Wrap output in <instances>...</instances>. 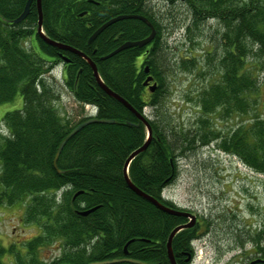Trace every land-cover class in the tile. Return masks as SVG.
<instances>
[{
  "label": "trees",
  "instance_id": "16d2710c",
  "mask_svg": "<svg viewBox=\"0 0 264 264\" xmlns=\"http://www.w3.org/2000/svg\"><path fill=\"white\" fill-rule=\"evenodd\" d=\"M148 1L41 0L46 36L89 56L108 88L139 112L158 106L166 92L164 27ZM160 1L171 6L180 2L188 5L195 25L213 18L224 26L209 71L217 69L220 79L199 100L206 112L217 106L240 112L247 93L258 90L252 71L264 61V0ZM27 2L0 0V105L13 102L17 96L23 101L21 109L6 113L2 119L9 135L0 134V206L12 207L28 199L25 222L37 226L41 233L25 242L24 250L0 246V264L9 254L12 259L6 264H90L125 257L148 264H170L169 235L188 219L160 211L132 192L124 177L126 160L146 142V126L100 88L85 59L40 39L37 2L25 21L8 24L21 16ZM119 15L146 17L156 31L155 38L147 46L102 60L125 42L142 41L152 33L143 21L123 20L109 26L89 44L91 35L102 24ZM187 31L191 32V26ZM28 41L31 47H26ZM221 47L223 51H219ZM58 52L71 61L66 68L67 85L75 100L97 106L99 119L117 121L89 124L70 139L57 163L62 174L54 169L55 153L73 129L88 119L71 124L59 113L56 84L51 85L46 78L61 63ZM191 63L196 67L194 61ZM146 66L157 83L154 93L144 86L149 76ZM232 103L234 107H229ZM163 119L159 116L157 123L149 119L154 138L128 171L136 187L174 207L162 195L176 178L172 169L175 154L191 144L181 137L186 132L166 125ZM192 134L201 144L210 142V134ZM250 134L252 144L248 141ZM226 141L223 145L227 150H233L247 165L264 173L263 125L240 129L233 140ZM93 208L98 209L87 216L80 215ZM198 225L180 231L171 242L177 264H188L184 257L194 252L193 242L200 236ZM251 241L257 256L264 260V238ZM55 244L60 250L58 257L51 261L38 258V248Z\"/></svg>",
  "mask_w": 264,
  "mask_h": 264
},
{
  "label": "rangeland",
  "instance_id": "374dc122",
  "mask_svg": "<svg viewBox=\"0 0 264 264\" xmlns=\"http://www.w3.org/2000/svg\"><path fill=\"white\" fill-rule=\"evenodd\" d=\"M150 1L164 27L163 67L167 76L160 105L155 110L148 108L146 113L151 118L162 114L163 122L180 132L210 134V142L197 144L180 158L176 178L163 194L175 207L198 218L200 236L193 243L194 259L188 264H249L256 255L251 238H264V173L247 165L223 144L233 140L240 129L245 131L257 124L264 126V61L252 71L258 90L247 93V102L240 112L227 111L222 106L206 112L199 99L220 79L217 69L209 71L213 68V53L221 41L224 26L213 18L200 20L195 25L191 9L182 2L171 6L160 0ZM31 46L28 41L26 47ZM223 50L221 47L219 51ZM193 61L196 67L191 65ZM61 68L62 65L56 66L46 78L51 85L56 84L60 95L56 103L59 113L75 124L87 119L90 111L75 100L62 80ZM22 102L17 96L13 102L0 105L1 135H9L2 125L3 117L21 109ZM248 141L251 144L254 141L251 134ZM28 202L26 199L12 207L0 206V246L24 250L25 242L41 233L37 226L25 222ZM38 249V258L45 261L60 255L56 244ZM11 259L9 254L2 261Z\"/></svg>",
  "mask_w": 264,
  "mask_h": 264
},
{
  "label": "water",
  "instance_id": "95a60500",
  "mask_svg": "<svg viewBox=\"0 0 264 264\" xmlns=\"http://www.w3.org/2000/svg\"><path fill=\"white\" fill-rule=\"evenodd\" d=\"M34 0H28L26 6L24 7V11L21 14L20 17L14 19V21H9V23L11 24H20L23 21H25L29 16L30 12H31V5L33 3ZM37 7H38V12H39V21H38V27L37 28V34L39 35L40 39L44 40L47 44L60 48L62 50H66L69 51L73 54H76L78 56H80L81 58L85 59L89 64H90V68H92L93 71V75L97 82V84L100 86V88H102L104 90V92H106L109 96H111L112 98L116 99L117 101H119L121 104H123L126 108H128L135 116L136 118H138L147 128L148 131V137H147V141L145 142V144L137 149L135 152H133L130 157L126 160L125 166H124V177H125V182H127L129 188L132 190V192L137 193L138 195L142 196L144 199H146L148 202H151L155 207H157L160 211H163L167 214L170 215H176V216H181V217H186L189 218L190 222L184 225L179 226L178 228H176L174 231H172L169 241L167 242V253H168V258L170 260V264H177L176 263V259L173 253V248H172V243L174 237L176 236V234L179 231H183V229H190L192 227H194V225L197 222V218L196 216L192 215L191 213L188 212H184V211H176L166 205H164L163 203L159 202L158 200H156L155 198H153L152 196H148L145 193H143L142 191H139V188L136 187L130 180L129 178V167L130 164L132 163V161L138 157L141 153H143L150 145L151 141H152V128H150L149 122L147 120V118H145L142 114H140L135 108H132V106L129 104L128 101H126L124 98H122L120 95H118L117 93H115L114 91H112L110 88H108V86L104 83V81L102 80V78L100 77L99 74V70L98 67L96 65L95 62H93L89 56H87L86 54L80 52L79 50L72 48L68 45L59 43L57 41H54L50 38H48V36L46 37V34L44 33L43 30V12H42V5H41V0H37ZM129 19H136V20H140L143 21L144 23L148 24L151 28H152V33L149 37L143 39L142 41H129V42H125L124 44H122L118 49H116L114 52H112L111 54L105 56L102 58V60H107L109 58L114 57V55L119 54L122 51H125L127 49L130 48H134V47H144L147 46L149 43H151L153 41V39L155 38L156 35V31L155 29L152 27V23H149V20L141 15H119L116 18H113L111 20H109L108 22H106L105 24H102V26L97 29L93 35H91V38L89 39V43H92L93 41H95L99 35H101L106 29L109 28V26L111 27L112 25H114L115 23L123 20H129ZM145 72L146 74L149 75L150 73V68L148 66H146L145 68ZM154 81L153 76H148L144 82V86L148 87L151 93H154L157 89V83L151 84ZM101 123V124H117V121L114 120H97V119H90L80 125H78L76 128L73 129V132H71L64 140L63 142H61L57 152L55 153V158L53 161V164L55 166V168H57V162L60 158V155L65 147V145L68 143V141L70 139H72L76 134H78L84 127H86L89 124L92 123ZM77 195V194H76ZM98 208H93L87 211H83L80 212V215L82 216H87L89 214H91L92 212L96 211ZM133 242V241H131ZM130 243V242H129ZM131 244V243H130ZM128 244H126V247L124 249L125 254L128 253ZM122 263H130V264H148L147 262L144 261H140V260H136V259H131V258H120V259H113V260H107V261H102V262H93L90 264H122Z\"/></svg>",
  "mask_w": 264,
  "mask_h": 264
},
{
  "label": "bare ground",
  "instance_id": "6f19581e",
  "mask_svg": "<svg viewBox=\"0 0 264 264\" xmlns=\"http://www.w3.org/2000/svg\"><path fill=\"white\" fill-rule=\"evenodd\" d=\"M112 90V89H111ZM113 91V90H112ZM116 93V92H115ZM151 93V92H150ZM160 105V104H159ZM158 105V106H159ZM158 106H156L155 108H151L152 110H155V109H157V107ZM148 108H150V107H146L145 109H144V111L143 112H139L138 110V112L140 113V114H142L145 118H147V120H148V122H149V125H150V128L152 127L151 126V124H150V120L152 121V122H156L157 123V121H158V119H159V116H162V114L161 115H156V117L154 116V118H151L149 115H147V113H146V110L148 109ZM98 115H99V110L98 109H93V115H92V118L91 119H97V120H103V119H99L98 118ZM150 119V120H149ZM105 120V119H104ZM92 124H101V123H98V122H96V123H92ZM153 133H154V131H152V138H154L153 137ZM155 135V134H154ZM147 137H148V133H147V136H146V141H147ZM182 138H184V139H187V143L186 144H188V143H190L191 145H186V146H188L187 148H186V150H183L182 152L181 151H177V153L175 154V164L173 165V170L177 173L178 172V161L180 160V158L181 157H183V156H185L186 155V153H187V151L190 149V148H192V147H194L195 148V146L197 145V144H200V142H199V139H198V136L197 135H195V134H191V133H186V134H184V135H182L181 136ZM58 163V162H57ZM56 163V164H57ZM53 166H54V164H53ZM54 169L59 173V174H62L63 173V171L58 167V164H57V168H55V166H54ZM139 191H142L141 189H139ZM143 193H145L144 191H142ZM80 193H83V192H78L77 194H80ZM135 194H137V193H135ZM146 195H148V196H150L149 194H147V193H145ZM138 195V194H137ZM138 196H140V195H138ZM140 197H142V196H140ZM162 197H163V195H162ZM143 198V197H142ZM153 198H155V197H153ZM144 199V198H143ZM156 200H158L159 202H161L159 199H157V198H155ZM148 202V201H147ZM151 203V202H150ZM152 204V203H151ZM173 205H174V207H170V208H172V209H174V210H176V211H183V210H181V209H178L177 207H175V204L173 203ZM173 216H176V215H173ZM179 226H181V225H179ZM179 226H177L176 228H178ZM175 228V229H176ZM174 229V230H175ZM173 230V231H174ZM183 230H185V229H183ZM182 231V230H181ZM180 232V231H179ZM178 232V233H179ZM172 233V232H171ZM177 233V234H178ZM176 234V235H177ZM171 235V234H170ZM170 235H169V238H170ZM169 238H168V240H169ZM175 238V237H174ZM194 243V242H193ZM107 261V260H106Z\"/></svg>",
  "mask_w": 264,
  "mask_h": 264
},
{
  "label": "flooded vegetation",
  "instance_id": "af4514ba",
  "mask_svg": "<svg viewBox=\"0 0 264 264\" xmlns=\"http://www.w3.org/2000/svg\"><path fill=\"white\" fill-rule=\"evenodd\" d=\"M37 2V0H34L33 1V3H32V5H31V9H32V6L33 5H35V3ZM9 24V23H8ZM11 24V23H10ZM94 42V41H93ZM90 44V43H89ZM62 50V49H61ZM58 55H60L59 56V58H58V60H60L61 61V63H60V66L62 65V80L65 82V85L70 89V91H72L71 90V88L67 85V81H68V71H67V69L66 68H68L67 66L68 65H71L70 64V60L68 59V57H67V55L66 54H63V53H60V52H58ZM81 73V72H80ZM197 220V224H198V218L196 219ZM185 256V255H184ZM185 259V263H189V262H191L193 259H194V252L192 253V254H188L186 257H184ZM261 257L258 255L257 256V254L255 255V258H253V259H250L251 261L249 262V264H258V263H262V262H264V260L263 259H260Z\"/></svg>",
  "mask_w": 264,
  "mask_h": 264
}]
</instances>
